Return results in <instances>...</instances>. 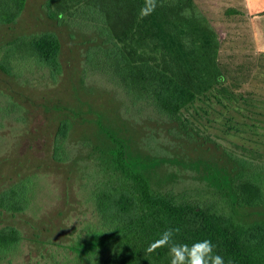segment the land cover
Segmentation results:
<instances>
[{"label":"rangeland","instance_id":"rangeland-1","mask_svg":"<svg viewBox=\"0 0 264 264\" xmlns=\"http://www.w3.org/2000/svg\"><path fill=\"white\" fill-rule=\"evenodd\" d=\"M45 2L28 0L17 23L0 26V48L14 37L45 32L61 40L62 72L56 80L31 59L16 64L19 78L0 70V107H16L0 119V192L22 180L30 187L25 213L0 214V226L14 225L24 235L8 252L11 264L73 260L59 243H69L92 219L93 190L114 171L111 136L125 144L128 163L154 190L171 191L179 201L213 204L221 214H234L223 194L224 189L235 193L227 164L238 161L230 159L249 162L264 186V17H255L264 16V0H196L219 34L218 63L225 78L187 106L179 122L136 112L105 75L85 74L95 34L49 19ZM63 120L71 127L67 156L57 160L54 142ZM259 217L264 208L240 209L237 215L242 222Z\"/></svg>","mask_w":264,"mask_h":264},{"label":"trees","instance_id":"trees-1","mask_svg":"<svg viewBox=\"0 0 264 264\" xmlns=\"http://www.w3.org/2000/svg\"><path fill=\"white\" fill-rule=\"evenodd\" d=\"M28 0H0V26L17 23ZM145 0H46L49 19L95 34L86 54L84 73L102 74L121 89L138 113L169 122L182 120V111L224 81L218 63L220 38L195 0H159L154 12L141 18ZM61 40L54 32L17 36L0 48V70L19 78L17 63L27 60L47 67L56 80L62 72ZM0 107V119L15 111ZM70 122L56 132L55 158L67 156ZM113 138L114 171L93 190L92 219L63 246L66 264H170L167 248L149 246L168 228H179L178 243L210 239L225 264H264V217L239 221L240 209L264 208V186L250 163L227 164L235 177L230 197L234 214L218 212L213 204L179 201L171 191L154 190L149 179L127 159L125 144ZM66 153V154H65ZM66 158V157H65ZM29 184L20 181L0 192V214L11 216L29 208ZM24 240L14 225L0 226V264ZM56 244V243H55ZM69 257V256H68Z\"/></svg>","mask_w":264,"mask_h":264},{"label":"clouds","instance_id":"clouds-1","mask_svg":"<svg viewBox=\"0 0 264 264\" xmlns=\"http://www.w3.org/2000/svg\"><path fill=\"white\" fill-rule=\"evenodd\" d=\"M159 0H145L139 9L141 18L154 12L159 7ZM180 232L177 228H168L149 246L148 251L154 252L158 248H167L170 264H225L224 257L215 250L210 239L188 243H178L175 237Z\"/></svg>","mask_w":264,"mask_h":264},{"label":"crops","instance_id":"crops-1","mask_svg":"<svg viewBox=\"0 0 264 264\" xmlns=\"http://www.w3.org/2000/svg\"><path fill=\"white\" fill-rule=\"evenodd\" d=\"M195 1H196V0H195ZM251 2H253V1L248 2V4H250ZM234 4H235L234 2L231 4L232 7L237 8L236 6H234ZM257 4H258V6H263L262 2H260V1L257 2ZM234 12H236V14H237L238 11H235V9H234ZM204 13H205V12H204ZM255 17H256V18H257V17L259 18V17H264V16H255Z\"/></svg>","mask_w":264,"mask_h":264}]
</instances>
